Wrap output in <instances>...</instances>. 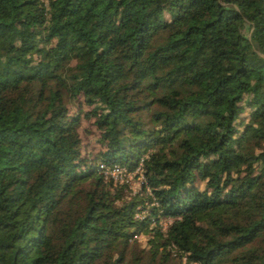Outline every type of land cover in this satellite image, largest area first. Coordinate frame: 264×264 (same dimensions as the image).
I'll return each mask as SVG.
<instances>
[{
    "label": "trees",
    "instance_id": "trees-1",
    "mask_svg": "<svg viewBox=\"0 0 264 264\" xmlns=\"http://www.w3.org/2000/svg\"><path fill=\"white\" fill-rule=\"evenodd\" d=\"M0 264H264V0H0Z\"/></svg>",
    "mask_w": 264,
    "mask_h": 264
},
{
    "label": "rangeland",
    "instance_id": "rangeland-1",
    "mask_svg": "<svg viewBox=\"0 0 264 264\" xmlns=\"http://www.w3.org/2000/svg\"><path fill=\"white\" fill-rule=\"evenodd\" d=\"M92 126L90 125L89 121L86 119H81L79 126H78V132L82 138V143L84 144V147H86V149H89L91 147H96L97 144L94 141V132L92 131ZM135 171H130L128 172L123 180L125 179L126 182L129 184V186L131 187V190H135L138 185H139V175L135 176L134 173ZM122 178V176H121ZM140 212L136 213L139 214ZM168 219H163L161 220L162 222V226L165 227L166 223L168 222ZM145 239H146V234H139L136 237V240L140 243V244H144L145 243Z\"/></svg>",
    "mask_w": 264,
    "mask_h": 264
},
{
    "label": "built area",
    "instance_id": "built-area-1",
    "mask_svg": "<svg viewBox=\"0 0 264 264\" xmlns=\"http://www.w3.org/2000/svg\"><path fill=\"white\" fill-rule=\"evenodd\" d=\"M99 166L101 168L102 173L105 176H111L112 179L114 180V182L120 183V182L126 181L125 179L123 180V178L128 173V171L123 166H120L118 164H111V165L99 164ZM139 170H140L139 167H137L134 171L138 173L139 179L141 180V175H140ZM121 176H122V178H121Z\"/></svg>",
    "mask_w": 264,
    "mask_h": 264
}]
</instances>
